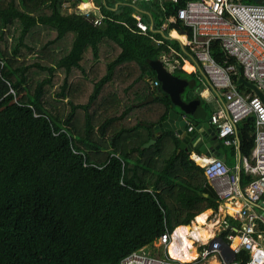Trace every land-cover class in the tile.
Returning a JSON list of instances; mask_svg holds the SVG:
<instances>
[{
  "label": "trees",
  "instance_id": "obj_1",
  "mask_svg": "<svg viewBox=\"0 0 264 264\" xmlns=\"http://www.w3.org/2000/svg\"><path fill=\"white\" fill-rule=\"evenodd\" d=\"M70 1L0 0V264H119L165 230L218 207L204 168L177 153L173 132L142 148L170 104L155 97L140 105L155 93L151 64L173 48L188 58V48L140 33L131 0L115 9L94 0L104 17L99 26L74 11L80 0L64 8ZM187 1L148 4L183 31L176 13ZM210 54L223 67L236 66L233 83L250 93L218 41L210 42ZM173 75L203 88L197 72ZM58 101L69 105L64 116L54 112ZM254 130L253 116L236 125L244 157ZM238 258L245 264L244 252Z\"/></svg>",
  "mask_w": 264,
  "mask_h": 264
},
{
  "label": "built area",
  "instance_id": "obj_2",
  "mask_svg": "<svg viewBox=\"0 0 264 264\" xmlns=\"http://www.w3.org/2000/svg\"><path fill=\"white\" fill-rule=\"evenodd\" d=\"M131 1L136 3L147 0ZM86 5L87 2L79 1L75 11L88 18L94 26H99L104 17L101 14L93 16ZM63 6L68 9L69 3L65 2ZM133 17L139 32L145 34L147 26L139 16ZM176 19L187 29L185 46L188 48V55L201 69L221 100L222 106L210 119L216 137L225 145L238 146V142L232 139L236 134V125L249 116L255 119L251 154L240 158V170L249 178L243 188L240 187L239 174L231 172L223 160L209 158L202 164L206 179L220 200L229 205H235L236 200H243L240 210L233 212V218L243 224L241 229H233V233L228 234L225 241L219 236L206 243L195 239L191 246H186L188 250L192 247L196 255L188 262L170 255L168 247L174 237L164 232L157 241L163 248L161 255L142 248L122 258L119 264H198L223 251L228 258H224L220 264H237L233 259L240 250L249 253L245 264H264V246L259 243V239L264 236V103L253 93H240L231 78L236 66L223 67L210 54V42L218 41L225 56L236 61L243 78L264 94V2L246 4L241 0H191L177 10ZM170 52L175 54L172 49ZM162 61L168 66L171 59L163 55ZM152 85L157 88L158 82L154 81ZM193 129V126H189L187 131L191 132ZM259 223L263 229L258 227ZM221 227L227 229L229 226L221 223ZM178 239L183 241L181 237Z\"/></svg>",
  "mask_w": 264,
  "mask_h": 264
},
{
  "label": "crops",
  "instance_id": "obj_3",
  "mask_svg": "<svg viewBox=\"0 0 264 264\" xmlns=\"http://www.w3.org/2000/svg\"><path fill=\"white\" fill-rule=\"evenodd\" d=\"M81 1L82 2H87V6L86 7L92 13L93 16H99L101 14L100 10L98 9V7L94 3V0H80V2ZM149 1H152V0L142 1V2H146L145 4H143V3L139 4V2L133 3V4H136V8H135V12H134L133 16H139L141 21H142V23L147 26L148 30L161 34L165 39L175 40L178 43V45L180 46L181 50H183V52H184V49H186L185 42H186V39H187V30L178 31L176 29L169 28V25L173 24L175 22V18L174 17L162 18L161 15H162L163 12L160 9L154 10V7L152 5L148 4ZM72 2H73V0H71L69 2V6H68L71 10H73L70 7V4ZM106 2L108 4H110V5H112L113 9H115L120 3H122L121 0H106ZM74 11H75V8H74ZM143 16L145 18H143ZM174 34H177V35L183 37V39L176 38V36ZM158 41H160V40H158ZM172 50L175 53L174 55H172L171 52L163 54V55L168 56L171 59V61H170L168 66L165 65L163 63V61H162V56L163 55L160 57V60H158L164 65V67L167 68L168 71H170L172 73V75H173L174 70L178 69V70H181V71H183V72H185L187 74H191V73H196L197 72V73H199V75L201 77V83H202L203 88L202 89H200V88L197 89L195 87L194 90H192V88L189 87L190 86V80L185 79V78H180V79L186 80L188 82L187 87L185 88L184 92L181 94L182 100L184 101V98L185 99L187 98V100H188V96L189 97L190 96L193 97V99L190 100L189 102H191V101L199 102V106L201 108V111L198 110L197 111V115H202L203 114L202 116H199L198 118L193 119L194 123H189L187 125V128L189 126H193L194 127V129L191 131V133L195 135L196 134V131H195L196 125L207 123L208 126L210 127L211 126V123H210L211 116L216 112L215 111L212 114L210 113V115H207V110H206L205 105L208 104L209 102H211L212 100H215L218 103V109H219L220 106H222V103H219V102H221L219 96L216 94L215 90L210 85L208 79L206 80L201 75V73L197 70L196 66H198V65L194 62L193 59L190 58V56L188 55L187 51H186V53L185 52L184 53L187 55L188 58H183V56L177 50H175L174 48ZM180 58H182L181 59L182 60V64H180ZM183 59L185 60L184 62H183ZM186 62H188L192 66L193 69L191 71H186L184 69L183 66H184V64ZM148 80H150V77L148 78ZM156 81L158 82V87L157 88H159L160 87V83H159L158 80H156ZM152 84H153V82L151 83V88L154 90L155 93H154V95H151V96H154V98L155 97H160L159 93L157 91H155L157 88H154ZM192 84H194V83H192ZM250 93H253V92L250 90ZM196 95L198 97H200L202 102H200V100H198L195 97ZM184 102H187V101H184ZM232 139L235 142L236 141L238 142L236 134H235V136ZM178 140H179V138H178ZM179 142H180V140H179ZM181 151L188 152L189 156H190V159L196 165H198L199 167H202V164H203V162L205 160H207L209 158H215V157L207 158L206 156L202 155L201 152H199L197 149H194V148L192 150H181ZM179 152L177 150V153H179ZM214 152H216L217 154L220 155V157L223 160L224 164L229 168V170L231 172H235L236 174H239V176H241L242 170H240V167H241L240 158L242 157V155H240V152L238 150V146H236V145H225L223 143V141L218 139V142L216 143ZM239 171H240V173H239ZM239 182H240V187L243 188V186L245 185L244 184L245 181L240 179ZM208 184L212 188L213 192L215 193L212 185L209 182H208ZM215 195H216V193H215ZM204 196H206V194H204ZM216 199H217V203H218L217 209L216 210H212V209L205 210L204 212L208 211L210 214L207 215V217L205 219V223L200 226V228H203L205 231L208 232V234H209L208 238H206L204 240V238H201V237H197L198 239L195 238L194 236L191 237L190 236L191 234L190 235H186L187 238L190 237V240L192 242L195 241V239H197L200 243H204V242L206 243L209 240H211V239H213L215 237H218V236L220 238H222L223 241H225L226 240V236L228 234L233 233V231H232L233 229H235V230L241 229V226H242L243 223L240 220L233 218V212H234L235 209H236L235 210L236 212H238L240 210V208L243 206V200H241V199L240 200H236V204L235 205H229V203L220 200L217 195H216ZM204 212H202V213H204ZM194 219H195V217H194ZM194 219L190 222L189 225H180V226L175 227L172 231H169V230L165 231V232L170 233L174 237L173 240H172L171 245L174 244V243H177L179 245V241H178L179 240L178 239L179 236H176V231L178 230V228L189 227V228H191V232L193 231L194 228H192V227H194V226H192V225L194 224ZM221 223L222 224L226 223L229 227L227 229H223V227H221ZM259 224H258V227L260 229H263V226L261 224L260 225ZM157 241H158V239L152 244L151 247H144V249H146V250L149 249L148 251L151 252L152 254L161 255L162 252H163V248L162 247H161L162 250H156V253H155V247L154 246H155V243H157ZM259 243L262 246H264V236H263V239H259ZM171 245H169V246H171ZM168 249H169V247H168ZM193 251H194V249H193ZM240 252H244V255L246 256V261L249 258V253L247 251L240 250L238 253L235 254V257L233 259L234 261H236L237 264H242V261L238 258ZM194 253H195V251H194ZM224 258H228V256L226 255L225 251H223L221 254L216 255L215 257L209 258V259L205 260L204 262H200L198 264H220L224 260ZM229 259H231V258H229Z\"/></svg>",
  "mask_w": 264,
  "mask_h": 264
},
{
  "label": "water",
  "instance_id": "obj_4",
  "mask_svg": "<svg viewBox=\"0 0 264 264\" xmlns=\"http://www.w3.org/2000/svg\"><path fill=\"white\" fill-rule=\"evenodd\" d=\"M253 2L263 3L264 0H253ZM151 66L160 83V87L155 91L159 93L160 97H168L170 104L166 119L152 129L151 139L145 143L142 148L152 146L156 143V139L163 133L171 131L180 140L178 152L181 150H192L194 148L207 158L215 157L221 159L220 155L214 152L218 139L212 125L210 127L207 123L196 125L195 135L187 131V125L189 123H194L193 119L203 115H197V111H201L199 102H184L181 98V94L187 87L188 82L172 75L160 61L152 62ZM196 67L207 80L201 69L198 66ZM238 71L240 72V69H238ZM147 76H149V73H147ZM237 83L251 90L253 94L259 97L264 103V94L258 90L256 86L247 82L242 75L238 77ZM153 98L154 96L148 97L141 102L140 105L151 102Z\"/></svg>",
  "mask_w": 264,
  "mask_h": 264
},
{
  "label": "bare ground",
  "instance_id": "obj_5",
  "mask_svg": "<svg viewBox=\"0 0 264 264\" xmlns=\"http://www.w3.org/2000/svg\"><path fill=\"white\" fill-rule=\"evenodd\" d=\"M208 214H210V213L207 211V212H204V213L195 217L194 224L193 225L191 224L192 226H194V227H192V228H194L192 232H191V228H189V227L178 228V230L176 231V236L181 237L183 239V241L180 242V239H179L178 240L179 245L177 243H174L172 245L170 244L171 246H169V253L173 258H176V259L183 261V262H188V261L193 260L196 257L192 247H190L189 250L186 248V246H191V244H192L190 237L187 238L186 235L191 234L190 235L191 237L192 236H194L195 238L201 237V238H204V240L206 238H208V236H209L208 232L205 231L203 228H200V226L205 223V219H206ZM180 247H182V248H180Z\"/></svg>",
  "mask_w": 264,
  "mask_h": 264
},
{
  "label": "rangeland",
  "instance_id": "obj_6",
  "mask_svg": "<svg viewBox=\"0 0 264 264\" xmlns=\"http://www.w3.org/2000/svg\"><path fill=\"white\" fill-rule=\"evenodd\" d=\"M53 92H54V90H51L49 92V94H47L46 97H45L46 100H48L49 102L51 101L52 98H54ZM219 103H221V102H219ZM55 104H56V106L54 107V112L56 113V110H57V112L60 115H62V116L66 115V113L69 110V105L67 103H65V101H60V102L58 101ZM205 107H206V110H207V115H210V113L212 114L213 112L217 111L218 103L215 100H212L211 102L206 104ZM154 247H155V253H156V250H162L161 247L158 245V242L155 243Z\"/></svg>",
  "mask_w": 264,
  "mask_h": 264
}]
</instances>
